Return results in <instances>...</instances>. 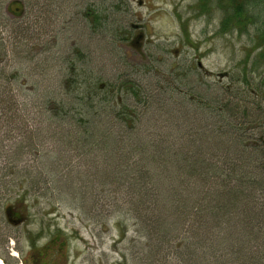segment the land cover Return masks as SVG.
<instances>
[{"label":"rangeland","instance_id":"374dc122","mask_svg":"<svg viewBox=\"0 0 264 264\" xmlns=\"http://www.w3.org/2000/svg\"><path fill=\"white\" fill-rule=\"evenodd\" d=\"M238 1H248L246 10L254 23L223 27L222 7L225 10L230 0H0V92L11 85L10 93L21 109L16 121L0 109L3 264H33V257L47 253L49 247L57 264H146V247L128 240L133 221L126 213L119 214V227L116 219H108L112 205L108 199L113 194L101 190L95 178L97 167L110 172L118 164L116 155L114 159L110 152L111 160L100 161L103 155L97 150L80 153L79 148L76 152L63 146L51 133L75 130L67 122L58 125L48 120L41 104L50 101V92L57 97L54 89H60L62 77L74 63L89 69L94 81L107 90L113 82L129 86L134 79L149 87L147 98L153 94L157 103L139 110L142 121L132 137L148 141L194 136L202 130L211 135L222 132L226 128L214 122L217 117L195 111L175 89H184L186 96L205 91L203 97L215 100L212 107L217 108L216 101H225L223 88L230 82L233 96L227 95L235 100L242 97L241 109L254 111L260 105L264 110V60L259 58L264 50L260 38L264 0ZM254 59L259 65H254ZM185 66L192 67L187 75ZM5 72L18 76L8 82ZM242 75L248 77L246 83L236 81ZM97 118L109 135L123 138L122 149L128 151V129L109 113L98 112ZM252 131L260 133L258 128ZM240 132L247 131L241 128ZM18 146L25 150L21 157ZM12 167L20 175L11 173ZM25 168L29 175L21 170ZM50 168L58 169L52 174L54 180L59 186L67 181L69 191L57 196L50 185ZM102 179L107 181L105 175ZM161 180L168 181L164 177L154 181ZM96 197L102 206L95 205ZM8 205L10 220L4 213ZM51 238L56 239L53 245H45Z\"/></svg>","mask_w":264,"mask_h":264},{"label":"trees","instance_id":"16d2710c","mask_svg":"<svg viewBox=\"0 0 264 264\" xmlns=\"http://www.w3.org/2000/svg\"><path fill=\"white\" fill-rule=\"evenodd\" d=\"M230 2L225 10L222 7L226 14L223 27L231 23L238 27L244 21L255 22L246 10L248 1ZM260 38L263 42L264 28ZM261 53L259 58L264 60V50ZM254 65H259L257 59H254ZM185 67L187 75L192 67ZM70 68L58 85L60 89H54L57 97L50 92V101L43 100L42 112L48 120H54L58 125L67 122L64 124L75 130V133L62 130L51 133L66 148L76 152L79 148L80 153L97 150L103 155L98 158L100 161L111 160L109 153L114 152L112 157L116 155L118 164L110 167V172L97 167L95 178L101 190L113 194L108 199L112 204L107 210L108 219H116L114 224L119 227V214L126 213L125 216L133 221L132 235L128 240L131 245L146 247L143 252L146 264H264L262 107L259 105L254 111L241 109L242 97L235 100L229 96L233 87L230 82L223 88L226 99L216 101L219 103L215 105L217 108L212 107L215 100L203 97L205 91L194 90V94L186 96L184 89L176 88V93L180 92L182 100L194 105L195 111L200 110L205 117H217L218 121L215 119L214 122L226 129L212 135L202 130L194 136L174 139L160 136L157 140L146 141L139 135H132L142 121L143 112L139 110L149 108L151 102L157 103L153 94L151 99L147 98L149 87L134 79L129 86L113 82L107 90L105 84L94 81L89 69L74 63ZM17 76L16 73L3 74L8 82ZM247 80L248 77L242 75L236 81L246 83ZM10 88L11 85L2 87L0 109L8 119L16 121L14 118L20 115L21 109ZM98 112L109 113L120 126L128 129V151L122 149L123 138L109 135L108 129H102ZM241 128L247 132L239 133ZM257 128L260 133L252 131ZM227 130L234 133L225 132ZM224 135L229 140L223 138ZM18 151L20 157L25 152L22 146H18ZM16 170L12 167L11 173L20 175ZM21 170L27 175L31 173L26 168ZM54 171L58 169H49V181L60 196L62 191H69V185L65 181L59 186V181H55L52 175ZM103 175L107 181L102 179ZM161 177L168 181H154ZM118 192L121 193L119 199L116 198ZM96 196L100 198L98 194ZM97 197L95 205L102 206ZM82 209H85L84 203ZM11 210V205L4 208L6 217ZM55 240L51 238L45 245H53ZM51 248L47 253L35 255L33 264H57L50 253Z\"/></svg>","mask_w":264,"mask_h":264},{"label":"water","instance_id":"95a60500","mask_svg":"<svg viewBox=\"0 0 264 264\" xmlns=\"http://www.w3.org/2000/svg\"><path fill=\"white\" fill-rule=\"evenodd\" d=\"M12 217H13L12 213L9 212V213H8V219L10 220V219H12ZM14 218H16V217H14Z\"/></svg>","mask_w":264,"mask_h":264},{"label":"flooded vegetation","instance_id":"af4514ba","mask_svg":"<svg viewBox=\"0 0 264 264\" xmlns=\"http://www.w3.org/2000/svg\"><path fill=\"white\" fill-rule=\"evenodd\" d=\"M138 37H139V38H142L143 36H142V35H139Z\"/></svg>","mask_w":264,"mask_h":264},{"label":"bare ground","instance_id":"6f19581e","mask_svg":"<svg viewBox=\"0 0 264 264\" xmlns=\"http://www.w3.org/2000/svg\"><path fill=\"white\" fill-rule=\"evenodd\" d=\"M0 264H3L1 259H0Z\"/></svg>","mask_w":264,"mask_h":264}]
</instances>
